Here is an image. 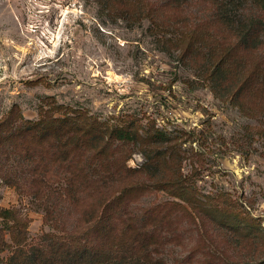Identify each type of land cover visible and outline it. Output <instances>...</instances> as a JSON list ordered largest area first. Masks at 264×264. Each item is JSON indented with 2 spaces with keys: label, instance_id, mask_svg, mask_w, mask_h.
<instances>
[{
  "label": "rangeland",
  "instance_id": "1",
  "mask_svg": "<svg viewBox=\"0 0 264 264\" xmlns=\"http://www.w3.org/2000/svg\"><path fill=\"white\" fill-rule=\"evenodd\" d=\"M220 8L216 0H0V208L26 225L14 235L13 222L0 219V264L18 241L49 235L109 245L87 229L122 194L117 214L108 207L117 237L154 219L142 236L147 250L135 252L142 261L264 264V48L238 47ZM234 14L264 20L255 3ZM225 58L232 94L251 76L235 101L208 78ZM80 114L140 136L160 129L171 142H112L106 157L68 146L66 165L54 139L21 135L22 118ZM159 147L170 161L149 164L166 166L150 177L141 168ZM181 176L196 192L190 202L168 187Z\"/></svg>",
  "mask_w": 264,
  "mask_h": 264
},
{
  "label": "trees",
  "instance_id": "2",
  "mask_svg": "<svg viewBox=\"0 0 264 264\" xmlns=\"http://www.w3.org/2000/svg\"><path fill=\"white\" fill-rule=\"evenodd\" d=\"M216 2L221 6L220 14L223 25L231 29L233 28L238 32L236 33L238 47L247 51L264 48V20L259 18L258 20H252L250 23H247L241 18L240 14H234L249 3L258 5L264 13V0H216ZM208 78L218 86L223 84L224 89L233 101L237 100V96L239 97L240 94L244 93L248 81L251 80V76L244 79L245 76L243 75L242 80L244 81L238 91L235 92V95L232 94L233 89L231 86L235 88V77L233 67L228 65L227 58L223 59V63L220 62L213 66L208 73ZM253 81L257 86L261 85L256 77ZM21 120H23L21 128L23 132L21 135L32 136L34 140L48 138L52 141L54 139L55 144L52 142V146L55 148L61 147L62 149H59L58 152L62 154L59 162L66 165L68 146L73 147L76 153L80 151L86 153L91 151L89 148H92V150L96 151L98 157H106L112 142L126 145L133 144L140 139L145 143L150 142L160 147L171 142L168 134L160 129L153 128L146 130L143 134L146 135L144 137L143 135H138L137 130L133 128L104 127L99 125L97 121L89 120L81 114L75 115L74 117L66 116L54 121H49L45 118L37 122L26 121L23 118ZM79 121L83 123L79 124ZM87 136L89 140H85ZM57 141L60 145L57 144ZM160 147L158 148L159 150L156 149V153H153L152 156L150 154L145 155L147 163L142 166L141 171L150 177L160 176L162 172L158 170L164 171L166 166H163L162 169H159L158 166L156 167L157 171L151 172L149 164L156 160L159 164L170 161L166 159L168 152L160 151ZM29 157L33 158L32 155ZM170 158L172 159V153ZM100 167L101 169L99 171H109L103 164ZM96 171L94 169V172ZM162 180L159 182H162ZM187 181V178L184 179L183 176L175 177L168 187L174 190L178 197L190 202L197 195L196 192L192 191V186ZM71 185L74 184L71 183ZM156 185L160 184L156 183ZM100 194V201L103 203L106 193L103 191ZM123 196L124 194L122 196H115L109 204H107L108 202L104 203L105 205L101 214L95 217L92 215L89 222L87 232L96 233L98 239L101 237L109 238V245L106 242L96 244L92 242L90 237L85 239L84 236L79 235L67 237V243H65L61 242L62 239H58L54 235H49L50 237L43 238L36 245L24 244L22 241H18L16 243V249L13 251V255L10 256L7 264H152L149 261L146 262L147 260L142 261L141 256H136L135 252L147 250L149 245L142 236L146 237L147 231L152 226L154 219L146 220L144 224L138 225L137 228L128 225L127 230L134 231L135 233L129 236L124 232L117 237L116 224L119 218L116 219L115 216L109 214L111 212L108 213V207L113 205V212L117 214L115 210L120 206V201L123 199ZM0 219L6 222H13L10 228L14 235H24L26 225L17 218L13 210L0 208ZM128 220L131 223L134 222V218H128ZM125 235H128V237H124ZM137 258L140 260H137Z\"/></svg>",
  "mask_w": 264,
  "mask_h": 264
}]
</instances>
